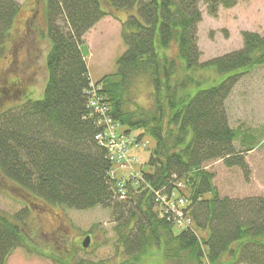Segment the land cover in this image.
Here are the masks:
<instances>
[{
  "label": "trees",
  "instance_id": "obj_1",
  "mask_svg": "<svg viewBox=\"0 0 264 264\" xmlns=\"http://www.w3.org/2000/svg\"><path fill=\"white\" fill-rule=\"evenodd\" d=\"M44 1L47 80L41 98L0 107V174L30 204L103 206L115 214L116 243L125 257L68 264H144L157 262L156 255L177 264H264V196L221 197L205 168L222 159L246 169L244 154L259 143L257 133L229 125L224 101L241 76L264 65V33L243 31L241 48L205 61L197 44L199 4L215 16L219 6L231 8L238 0ZM19 11L16 0H0V56ZM115 11L126 14L120 21L126 49L117 70L97 80L94 90L105 114L126 127L123 133L140 131L136 144L152 141L141 191L138 180L119 182L120 166L95 138L105 125L88 105L93 88L83 35L104 16L119 19ZM141 84L149 88L148 107L134 99ZM6 89L1 100L11 94ZM173 176L184 183L188 200L190 223L181 228L159 214L151 192ZM193 221L209 228L206 237L192 230ZM30 237L0 210V264L15 248L27 249Z\"/></svg>",
  "mask_w": 264,
  "mask_h": 264
},
{
  "label": "rangeland",
  "instance_id": "obj_2",
  "mask_svg": "<svg viewBox=\"0 0 264 264\" xmlns=\"http://www.w3.org/2000/svg\"><path fill=\"white\" fill-rule=\"evenodd\" d=\"M16 1L20 11L0 56V96L5 87L11 94L0 98V107L41 98L47 80L45 59L50 42L46 32L45 1ZM199 8L202 15L197 28L200 61L241 48L243 31L264 33V0H238L231 8L219 6L215 16L207 12L205 4L200 3ZM114 15L119 19L110 15L101 18L83 35L80 46L89 78L96 89L99 88L95 84L97 80L117 70V59L126 49L120 34V21L126 14L115 11ZM134 99L139 105L150 106L149 88L141 84ZM224 105L229 125L257 133L259 143L244 154L246 169L227 166L222 159L207 162L205 168L214 174L213 184L221 197L264 196V65L241 76ZM115 127L128 146L125 164L119 169L115 167L116 176L120 177L119 182L138 180L141 187L137 191H141L145 185L140 178L142 170L147 169L152 141L143 138L137 145L136 135L140 131L125 134V126L116 124ZM40 202L34 200L30 204L23 191L0 174V210L12 221L23 224L29 237H33L27 249L15 248L5 264H68L79 260L111 263L125 257L116 243L115 214L111 209L103 206L73 209ZM134 205L135 201H130L129 206ZM21 215L23 220L18 219ZM190 226L200 237L209 233L208 227L197 226L194 221ZM174 230L179 231V228ZM86 235L90 236L89 245L83 248L81 243ZM156 256L157 262L147 259L144 264H177Z\"/></svg>",
  "mask_w": 264,
  "mask_h": 264
},
{
  "label": "built area",
  "instance_id": "obj_3",
  "mask_svg": "<svg viewBox=\"0 0 264 264\" xmlns=\"http://www.w3.org/2000/svg\"><path fill=\"white\" fill-rule=\"evenodd\" d=\"M88 105L94 113L100 114L97 123L105 125L104 131L95 136L96 140L100 145H104L109 149L114 161L119 166H123L126 160V151L128 150L127 142H124L121 135H117L111 118L105 114V107L100 103L94 90L90 92ZM169 184H173V187L168 188ZM182 187V181L176 180L175 176H173L168 181V184L154 189L153 192L154 203L159 214L167 216L168 219H172L176 225L185 227L189 225L190 218L185 212L187 200L178 193V189Z\"/></svg>",
  "mask_w": 264,
  "mask_h": 264
},
{
  "label": "water",
  "instance_id": "obj_4",
  "mask_svg": "<svg viewBox=\"0 0 264 264\" xmlns=\"http://www.w3.org/2000/svg\"><path fill=\"white\" fill-rule=\"evenodd\" d=\"M89 239H90L89 235H86L84 237V239L82 240V247L87 248V246L89 245Z\"/></svg>",
  "mask_w": 264,
  "mask_h": 264
}]
</instances>
